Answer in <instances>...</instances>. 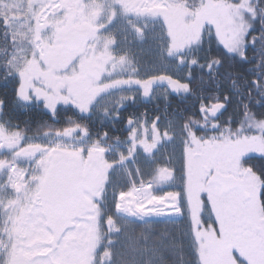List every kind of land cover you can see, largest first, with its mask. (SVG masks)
Returning <instances> with one entry per match:
<instances>
[{
    "label": "snow or ice",
    "instance_id": "snow-or-ice-1",
    "mask_svg": "<svg viewBox=\"0 0 264 264\" xmlns=\"http://www.w3.org/2000/svg\"><path fill=\"white\" fill-rule=\"evenodd\" d=\"M0 85V264H264V0H0Z\"/></svg>",
    "mask_w": 264,
    "mask_h": 264
},
{
    "label": "flooded vegetation",
    "instance_id": "flooded-vegetation-1",
    "mask_svg": "<svg viewBox=\"0 0 264 264\" xmlns=\"http://www.w3.org/2000/svg\"><path fill=\"white\" fill-rule=\"evenodd\" d=\"M14 2V0H10V2ZM238 82H239V78ZM224 88H228L229 85L227 83V81L224 82L223 84ZM0 91H3V85H0ZM11 93L10 91L8 92V94ZM11 96V95H10ZM10 97L9 95L6 96V94L4 95V99H5V117L14 120V121H18L21 126H23L26 123H30V127H29V132L32 131H40L41 129L36 128V121L38 119H40L39 113L35 112V110L30 111L29 113H24L23 111H21V104L19 101H16L15 103L13 102V97H12V101L10 102V100H8ZM11 99V98H10ZM132 109H129V111H131ZM142 110V109H141ZM41 139H44V137H41ZM249 144V150L248 151H244L242 152L240 155L236 156V154H238L240 148L242 145H247ZM259 147H256L255 142L253 141H244V140H240L238 142H236L235 144L231 145V147L228 149V161L230 164H234L237 163L239 158L246 152H250L254 149H258ZM237 158V162L234 161V159ZM245 164H252L254 166H256L257 168H259L260 166H264V159H259V158H253V159H249L245 161ZM249 181H251L253 184L255 183V179L254 177H252L251 175L249 176ZM196 202V201H193ZM222 242V241H221ZM219 241L215 242V246H218Z\"/></svg>",
    "mask_w": 264,
    "mask_h": 264
},
{
    "label": "rangeland",
    "instance_id": "rangeland-1",
    "mask_svg": "<svg viewBox=\"0 0 264 264\" xmlns=\"http://www.w3.org/2000/svg\"><path fill=\"white\" fill-rule=\"evenodd\" d=\"M13 2V1H12ZM15 12V9H13ZM256 147H259L257 143ZM249 144L242 145L238 154L240 155L244 151H248ZM227 159L229 156L228 150L226 153ZM237 162V158L234 159ZM197 203V202H194ZM247 238L244 237L242 232L234 233L232 235H226L223 239L219 240L218 246H215L216 259L218 264H233L232 251L237 250L238 253L247 255L248 254V244L245 243ZM222 241V242H221Z\"/></svg>",
    "mask_w": 264,
    "mask_h": 264
},
{
    "label": "trees",
    "instance_id": "trees-1",
    "mask_svg": "<svg viewBox=\"0 0 264 264\" xmlns=\"http://www.w3.org/2000/svg\"><path fill=\"white\" fill-rule=\"evenodd\" d=\"M0 92H2V91H0ZM8 95H9V97L11 98V99L9 98L8 100H10V102H11V101H12V94H11V93H9V94L7 93L6 96H8ZM10 95H11V96H10ZM197 207H198V204L193 202V208L195 209V208H197ZM204 215H205V217H207V216H208V213L205 212Z\"/></svg>",
    "mask_w": 264,
    "mask_h": 264
}]
</instances>
